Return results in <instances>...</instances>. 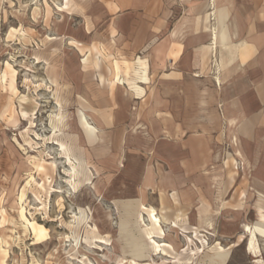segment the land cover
Wrapping results in <instances>:
<instances>
[{"label":"rangeland","instance_id":"374dc122","mask_svg":"<svg viewBox=\"0 0 264 264\" xmlns=\"http://www.w3.org/2000/svg\"><path fill=\"white\" fill-rule=\"evenodd\" d=\"M101 3L0 0V264H264V238L252 250L243 228L264 194V114L242 133L249 111L216 81L221 48L184 81L159 53L119 58L131 41ZM200 3L166 0L152 41L166 60L176 9Z\"/></svg>","mask_w":264,"mask_h":264},{"label":"crops","instance_id":"0c3cea01","mask_svg":"<svg viewBox=\"0 0 264 264\" xmlns=\"http://www.w3.org/2000/svg\"><path fill=\"white\" fill-rule=\"evenodd\" d=\"M98 1L102 2L101 5L117 32L114 40L121 44L131 41L129 46L118 48L119 58L120 54L130 58L131 54L141 52L148 53L151 58L158 56L161 58V67L171 63L172 67L180 68L181 73H173L181 74V81H184L188 73L198 70L203 59H209V56L215 58L216 54L219 56V48L223 49L226 67L218 74L217 77L223 81L217 85L227 97L232 94L240 96L239 105L243 110L249 111L241 123L242 133L247 134L251 126L260 124L264 114V0L243 3L236 14L230 13L232 5L223 3V0L214 8L208 0H201L203 3L189 6L183 12L176 9L179 55L175 62L166 60L170 52L166 45L152 44L172 18L166 11V0H108V7L107 0ZM220 16L224 21L226 43L223 44L218 39L215 45L214 31L219 33L223 30L219 26ZM213 23L216 25L214 28ZM90 34L93 36V32ZM157 63L158 61L156 65ZM174 79L176 80L172 84L180 83V78ZM167 80L163 82H171ZM183 92L182 98H187L188 95ZM261 173L264 176V167L260 170L259 174Z\"/></svg>","mask_w":264,"mask_h":264},{"label":"bare ground","instance_id":"6f19581e","mask_svg":"<svg viewBox=\"0 0 264 264\" xmlns=\"http://www.w3.org/2000/svg\"><path fill=\"white\" fill-rule=\"evenodd\" d=\"M61 9V8H60ZM209 20V19H208ZM212 20V19H211ZM213 27V26H212ZM214 31V30H213ZM213 42H215V45H216V41L218 39L221 40V42L224 44L226 43V36H225V31L223 32H217L216 30L214 31L213 33ZM212 38V39H213ZM228 49V48H227ZM229 50V49H228ZM215 51V50H214ZM230 51V50H229ZM231 54V53H230ZM229 54V55H230ZM216 81L218 82V84H220V77H217L216 78ZM249 123V122H248ZM90 133V132H89ZM259 198H260V201H259V204H258V208H257V213H258V219L256 220V224L254 226H251V225H244L243 228L245 230V233L250 237L251 236V239H250V249L252 250H255L256 251V242H255V239L257 237V234L264 238V194H260L259 195ZM209 224V223H208ZM211 225V224H209ZM141 241V240H140ZM243 241V240H242ZM144 243V242H143ZM134 245V248H136L134 254L137 256V257H145L143 254V251H144V245H142L140 242H139V239H135L133 240V244ZM213 258H211L213 260V264H227L229 262V257H228V254L225 253V252H221V253H216L212 256Z\"/></svg>","mask_w":264,"mask_h":264}]
</instances>
